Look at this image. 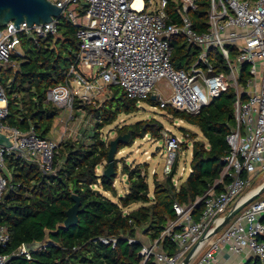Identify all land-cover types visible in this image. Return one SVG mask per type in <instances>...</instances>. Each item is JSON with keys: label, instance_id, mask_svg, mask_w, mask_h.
<instances>
[{"label": "built area", "instance_id": "obj_1", "mask_svg": "<svg viewBox=\"0 0 264 264\" xmlns=\"http://www.w3.org/2000/svg\"><path fill=\"white\" fill-rule=\"evenodd\" d=\"M50 1L62 8V14L77 27L80 40L76 60L64 82L46 92V102L61 111L72 112L77 97L92 102L105 86L118 85L138 102L155 95L159 108L171 107L196 115L229 87L236 89V125L227 136L229 152L221 178L194 202L183 204L176 200V218L167 223L159 238L144 241L141 237L145 234L129 238V243L142 242L141 264L151 259L154 264H182L196 245L189 264H227L221 259L224 250L246 252L264 260V199L251 202L212 235L234 203L248 193L254 178L264 171V0H208V29L202 33L195 30L191 17L202 0H181L180 23L172 22L167 14L169 0H160V9L154 13L148 12V0H139L138 5L137 0ZM22 33L36 38L58 35V19L29 27L26 21L19 28L13 21L2 26L0 68L11 64L14 53H20L17 47L21 45ZM180 35L199 52L188 69H178L172 62L171 40ZM232 47L238 51L234 57ZM216 50L225 60L228 72L217 71L212 63ZM245 63L250 65L253 76L261 72L259 91L249 92L253 78L240 90L238 77ZM245 94L249 96L246 102ZM7 116L8 98L0 83V133L11 141L9 147L0 145V201L7 189L16 187L11 184L8 156L34 162L44 174L56 175L53 165L59 145L52 137H41L33 128L22 131L8 124ZM68 119H73L71 113ZM180 143L173 136L168 141L171 153L165 167L167 175L173 172ZM188 171L192 172L191 166ZM219 184L224 189L217 191ZM202 202V214L196 219V208ZM164 238H170L175 245L172 254L164 250ZM10 240L9 228L0 226V248H6ZM101 240L114 245L117 242L115 238ZM19 257H32L25 243L12 253L0 252V264H9Z\"/></svg>", "mask_w": 264, "mask_h": 264}, {"label": "trees", "instance_id": "obj_2", "mask_svg": "<svg viewBox=\"0 0 264 264\" xmlns=\"http://www.w3.org/2000/svg\"><path fill=\"white\" fill-rule=\"evenodd\" d=\"M179 6L181 1H168L166 11L172 22H181ZM208 7V0H202L198 10L191 13L194 28L199 33L208 29ZM80 12L83 14L84 9ZM76 33L77 27L62 14L58 18V35L39 38L26 33L20 35L21 52L12 55L11 64L0 68V83L8 98V124L22 131L33 128L41 137H49L52 133L61 110L46 102V92L64 82L69 67L76 60L80 47ZM171 44L174 50L172 62L176 68L188 69L198 58V48L183 35L174 37ZM237 53V48L232 47L231 56ZM211 57L217 71L228 72L220 51H214ZM252 78L250 65L243 64L239 85L246 88ZM124 99V103L119 102L114 95L101 106L83 104L76 99L75 108L93 114L96 123L91 131L85 130L80 139H64L59 143L53 165L56 175L44 174L34 162L14 156L6 158L11 184L16 187L7 189L0 201V226H7L11 234L8 246L0 248V252L12 253L22 243L42 241L45 230H50V242L32 252L31 259L13 258L9 264H141L142 242L129 243V238H138L141 230L150 240L159 238L167 223L176 218L173 208L176 200L183 204L194 202L221 178L226 166L224 158L229 152L227 136L236 125L234 87H229L196 115L165 108L176 118L198 127L203 139L192 136V172L189 176L176 185L175 163L173 172L164 179L154 178L152 195L144 165L123 166L128 191L122 196L115 187L117 162L113 177L97 172L104 163L105 168L108 167L110 143L106 142L103 129L117 121L121 114L138 110L136 99L125 95ZM248 99L245 94L243 101ZM151 121L123 126L120 133H130L131 143L147 134L160 136V122ZM182 129L185 131L186 128ZM126 146L125 142H120L118 151ZM223 189L224 185L219 184L216 190ZM76 190L81 200L79 223L66 228L61 225L66 219V211L74 205L72 195ZM105 192L118 200L114 201ZM135 203L140 206L125 210ZM203 208V202L197 206L196 219ZM102 238H115L117 242L107 244ZM162 245L170 254L176 249L170 238H164ZM147 264H154V261L151 259ZM245 264H264V260L251 257Z\"/></svg>", "mask_w": 264, "mask_h": 264}, {"label": "rangeland", "instance_id": "obj_3", "mask_svg": "<svg viewBox=\"0 0 264 264\" xmlns=\"http://www.w3.org/2000/svg\"><path fill=\"white\" fill-rule=\"evenodd\" d=\"M174 1L180 2L181 0ZM148 6V12L154 13L160 9V0H148ZM19 48L20 47L18 46L17 49ZM261 81L262 75L261 72H259L257 75L253 76L249 92H254L255 89L259 91ZM240 90L243 91V87H240ZM114 95L118 97L119 102H125L124 95L127 96L125 90L118 85H108L104 87L102 93L99 94L92 102L81 101L80 103L91 105L96 104L97 106H101L107 99L113 97ZM77 98H79V100L81 99L80 97ZM156 105H158V101H150L149 99L141 100L137 102V112L132 114H121L117 121L103 129L105 140L107 143H110L117 137L124 136V133H120V128L126 125L136 124L141 121L152 122L151 119H156L162 126L161 129H159L160 136L147 134L142 138H138L133 143H131L130 138H128V142H125L127 146L121 151H117L115 158L118 170L115 187L119 196L124 195L128 191L127 176L122 171L125 164H128L131 167H135L139 164L144 165L143 170L145 174H147V179L150 184V194L152 195L154 178L162 180L167 175L165 174V167L169 162L171 153L168 141L172 136L181 140L179 147L176 149V156L173 161L177 165L174 177L176 185H179L181 181L185 180L189 176L188 169L192 159V136H196L197 139H203V135L198 127L176 118L174 114L170 113V111L159 108ZM70 113L73 116V119L71 120L68 119ZM95 123L96 117L93 114H89L87 110L83 108H75L74 106L72 112L65 110L61 111L60 116L55 120L53 126L54 130L49 137H52L57 144L64 139L72 138L74 140H78L83 136V132L85 130L91 131ZM182 128H186L185 131ZM105 164L106 163L100 166L97 170L98 174H103V171L106 169ZM184 167L186 168V172H183ZM263 183L264 171L262 170L254 178V183L248 190V193ZM15 184L17 183L15 182ZM105 194L114 201L118 200L117 197H114L108 192H105ZM257 199H264V193ZM139 206L140 204L135 203L125 210H134ZM141 231L138 233L139 236L143 234Z\"/></svg>", "mask_w": 264, "mask_h": 264}, {"label": "water", "instance_id": "obj_4", "mask_svg": "<svg viewBox=\"0 0 264 264\" xmlns=\"http://www.w3.org/2000/svg\"><path fill=\"white\" fill-rule=\"evenodd\" d=\"M64 7V6H63ZM62 8L58 7L50 0H0V28L10 21H13L17 28L24 21L27 22V26L33 24H42L46 22H52L58 19L62 15ZM155 95L152 96V100H156ZM131 134L128 133L124 136H119L110 142V150L108 153V167L103 171V175L107 177H113L116 174V158L115 155L118 151V145L120 142H128V138ZM0 145L11 146L9 138L0 133ZM264 193V183L250 191L244 198L235 202L230 212L224 217L222 222L214 229L213 234L218 233L223 229L244 207L251 202L257 200L259 196ZM72 198L74 205L66 211V219L61 226L70 228L76 226L79 223V209L81 200L77 190L73 193ZM50 242V230H45V237L42 241H33L31 243H25V247L28 251L36 252L41 248H44L47 243ZM197 245L192 248L188 253L182 264H189L195 256Z\"/></svg>", "mask_w": 264, "mask_h": 264}, {"label": "crops", "instance_id": "obj_5", "mask_svg": "<svg viewBox=\"0 0 264 264\" xmlns=\"http://www.w3.org/2000/svg\"><path fill=\"white\" fill-rule=\"evenodd\" d=\"M19 51L21 52L20 48H19ZM141 238L144 241L149 240L148 236H146V235L142 236ZM251 257L252 256H250L249 253H246V252L245 253H230L227 250H224L221 254V259L227 264H245L247 259H249Z\"/></svg>", "mask_w": 264, "mask_h": 264}, {"label": "bare ground", "instance_id": "obj_6", "mask_svg": "<svg viewBox=\"0 0 264 264\" xmlns=\"http://www.w3.org/2000/svg\"><path fill=\"white\" fill-rule=\"evenodd\" d=\"M138 3H139V0H137V3H136V5H138Z\"/></svg>", "mask_w": 264, "mask_h": 264}]
</instances>
